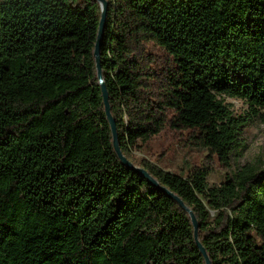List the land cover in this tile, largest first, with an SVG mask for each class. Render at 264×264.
<instances>
[{
	"label": "trees",
	"instance_id": "16d2710c",
	"mask_svg": "<svg viewBox=\"0 0 264 264\" xmlns=\"http://www.w3.org/2000/svg\"><path fill=\"white\" fill-rule=\"evenodd\" d=\"M107 1L101 66L123 153L194 211L212 264H264V169L211 186L205 167L133 155L190 129L231 167L243 127L264 121V0ZM100 18L97 0H0V264H207L189 213L115 151Z\"/></svg>",
	"mask_w": 264,
	"mask_h": 264
},
{
	"label": "rangeland",
	"instance_id": "374dc122",
	"mask_svg": "<svg viewBox=\"0 0 264 264\" xmlns=\"http://www.w3.org/2000/svg\"><path fill=\"white\" fill-rule=\"evenodd\" d=\"M152 53H158L150 47ZM226 103L235 116L249 117V104L241 98L227 97ZM135 159L146 158L162 168L188 175L196 167L209 169V185H220L227 175L244 166L264 169V121L251 117L239 136V145L232 152L231 167L225 168L217 155L204 145L196 131L165 129L147 144L133 151Z\"/></svg>",
	"mask_w": 264,
	"mask_h": 264
},
{
	"label": "water",
	"instance_id": "95a60500",
	"mask_svg": "<svg viewBox=\"0 0 264 264\" xmlns=\"http://www.w3.org/2000/svg\"><path fill=\"white\" fill-rule=\"evenodd\" d=\"M97 1L100 3V6H101V18H100V23H99L97 40H96L95 48H94V56H95V60H96L97 75L99 78V82H100L101 89H102L103 100L105 103L106 114H107L108 120L110 122L111 130H112L113 144H114L115 151H116L118 157L121 159L122 163H124L127 167L140 172L151 183H153L159 189L165 191L168 195H170L172 198H174L179 203V205L185 211H187L189 213L191 220H192V223H193V226H194V237H195V241L197 243V246L199 247L201 253L204 255L206 263L212 264L211 258L208 255L206 248L203 246V244L201 243V241L199 239V221H198L194 211L183 201V199L181 197H179L178 195L173 193L166 186L161 185L160 182L156 178H154L145 168L138 167L131 160H129L127 158V156H125V154L123 153V151L121 149V146L119 144V138H118L117 124H116V120L113 117L112 112H111L109 92L107 89V85L104 81L102 66H101V46H102L103 39H104V31H105L107 11H108V1L107 0H97Z\"/></svg>",
	"mask_w": 264,
	"mask_h": 264
}]
</instances>
